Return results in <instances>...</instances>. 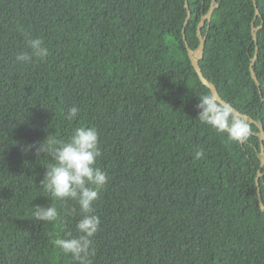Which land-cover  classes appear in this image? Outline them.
I'll use <instances>...</instances> for the list:
<instances>
[{
	"label": "trees",
	"instance_id": "trees-1",
	"mask_svg": "<svg viewBox=\"0 0 264 264\" xmlns=\"http://www.w3.org/2000/svg\"><path fill=\"white\" fill-rule=\"evenodd\" d=\"M211 2L187 0L191 50ZM255 2L260 88L249 72L252 0H216L199 66L264 129V0ZM184 3L0 0V264H74L53 241L76 234L79 208L39 186L48 161L34 150L80 124L97 129L95 166L108 176L93 202L92 264H264L259 129L248 122L251 135L233 142L196 118L198 96L210 90L187 54ZM29 34L49 54L18 62ZM72 106L80 111L69 121ZM33 205L55 207L57 219L35 220Z\"/></svg>",
	"mask_w": 264,
	"mask_h": 264
},
{
	"label": "clouds",
	"instance_id": "clouds-1",
	"mask_svg": "<svg viewBox=\"0 0 264 264\" xmlns=\"http://www.w3.org/2000/svg\"><path fill=\"white\" fill-rule=\"evenodd\" d=\"M27 51L16 55V60L22 63L34 59L44 60L48 56V48L41 37L26 39ZM197 119L200 123L224 134L229 141L244 142L251 135V127L243 116L238 115L231 104L222 103L211 92L198 96ZM79 108L72 106L67 110L65 119L75 120ZM99 133L95 127L80 124L73 127L66 137L47 135L35 147L36 157H42L48 163L45 166L43 179L39 186L57 199L74 201L79 208V219L75 224L76 234L67 231L63 237L53 241L63 253L69 255L74 264H92L91 257L95 255L91 248V237L99 227V218L94 215L93 202L98 198L99 191L107 181V174L96 167L97 157L101 156ZM32 147V146H29ZM204 152L195 151L194 159H201ZM32 218L41 222L55 221L57 209L48 205H33ZM76 208H70L68 215H73Z\"/></svg>",
	"mask_w": 264,
	"mask_h": 264
},
{
	"label": "water",
	"instance_id": "water-1",
	"mask_svg": "<svg viewBox=\"0 0 264 264\" xmlns=\"http://www.w3.org/2000/svg\"><path fill=\"white\" fill-rule=\"evenodd\" d=\"M253 2V6H254V18L253 21L251 22V36H252V40L255 44V49H254V53L253 56L250 58V64H249V72H250V76L253 79V81L255 82V84L257 85L258 89L260 88V83L257 79V76L254 72L253 69V65L256 61L257 58V51H258V47H257V39H256V32L257 30L261 27L260 25L255 27L254 26V22L257 19V17L259 16V10L257 8V4L255 2V0H252ZM185 8L187 9V15L186 18L184 20L183 23V28H182V34H183V40L185 42V46L187 48V54L188 57L190 59V63L191 66L193 67L194 71L196 72L200 82L206 86L211 93L215 94L222 103H227L226 101H224L220 95L218 94V91L215 87V85L213 83H211L208 79H206L203 74L202 71L200 69L199 66V61L203 56V51H204V43H205V36L201 35V28L203 27V25L205 24V22H210L211 20V16H212V12L213 10L218 6V4L216 3V0H212L210 7L208 9V11L201 17L200 22L198 23L197 26V37H198V41L199 44L197 46V48L195 50H191L185 40V26L190 18V11L188 10V4H187V0H185L184 3ZM234 111L238 114L244 117V119H246L249 123L251 124H255L257 125L259 132L257 133V136L259 137V143H260V168H264V129L262 127V125L258 124L254 119H252L251 117H248L246 114H242L239 111H237L234 107H233ZM263 176V173L259 170L257 172V176H256V185L258 186V182H259V178ZM257 198H258V205L260 207V210L264 212V204L262 202V197L260 194V189L257 187Z\"/></svg>",
	"mask_w": 264,
	"mask_h": 264
}]
</instances>
